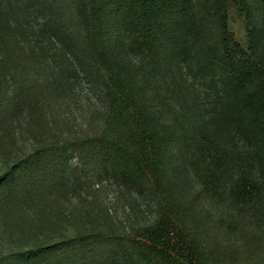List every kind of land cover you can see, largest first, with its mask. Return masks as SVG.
Masks as SVG:
<instances>
[{"label":"trees","instance_id":"trees-1","mask_svg":"<svg viewBox=\"0 0 264 264\" xmlns=\"http://www.w3.org/2000/svg\"><path fill=\"white\" fill-rule=\"evenodd\" d=\"M82 73L105 99L100 128L46 136L0 174V214L23 218L22 236L63 223L85 191L78 227L0 264H198L202 195L236 212L230 226L264 228V0H0L2 155ZM112 187L155 218L120 229L100 200Z\"/></svg>","mask_w":264,"mask_h":264},{"label":"rangeland","instance_id":"rangeland-1","mask_svg":"<svg viewBox=\"0 0 264 264\" xmlns=\"http://www.w3.org/2000/svg\"><path fill=\"white\" fill-rule=\"evenodd\" d=\"M230 17V28L235 38L246 45L248 38L244 19L234 7L230 8ZM40 20L38 19L39 22ZM104 104L105 99L95 80L83 73L80 74L74 89L63 93V100L59 105L55 102L46 104L48 111L47 120L43 121L44 128L38 124L30 126L28 119L25 118L18 123L15 130L16 143H13L12 148L7 147L4 155L0 152V174L7 170L17 157L32 152L38 140L43 142L47 140L44 138L46 136L63 140L68 134L73 136L92 134L101 126L100 115ZM116 191L114 187L109 188L108 192L101 194L100 200L113 208V222L120 229L135 227L155 218L156 209L150 206L151 201L136 194L125 198ZM92 192L88 193V201H93L95 197L94 191ZM84 194L85 191L81 195H71L63 206L66 220L53 227L51 231L45 230L39 236L32 233L22 236L21 232L26 230V226L23 225L25 220L22 218L17 226L16 222L11 226L0 214V258L19 250H28L35 242L46 237L51 242L58 240L61 235L73 234L78 227L75 218L82 212L81 201L85 197ZM195 214L201 226L203 225L199 229L201 237H207L206 248L198 264H264V228L255 224L230 226L232 223L230 219L236 216V212L222 202L211 201L204 195L197 199ZM29 217L31 219L34 217V220L40 219L35 212Z\"/></svg>","mask_w":264,"mask_h":264}]
</instances>
